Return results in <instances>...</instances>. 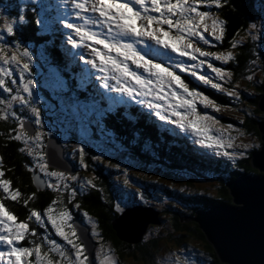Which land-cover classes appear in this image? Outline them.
Segmentation results:
<instances>
[{"label": "trees", "instance_id": "16d2710c", "mask_svg": "<svg viewBox=\"0 0 264 264\" xmlns=\"http://www.w3.org/2000/svg\"><path fill=\"white\" fill-rule=\"evenodd\" d=\"M256 1L258 0H220L218 7L214 4L215 10L220 13V21L224 22L222 26L226 32L220 40L214 39L217 42L211 44V52L230 51L233 53L226 64V68L232 72V76L229 80L223 82V88L232 90L237 87V84L242 92L236 96H230L222 90L205 85L206 83L199 82L198 85L201 89L203 87L202 92L215 103L238 108L241 118L237 122L245 127L248 133L252 134L250 136L260 135L257 121L262 113L258 110V100L261 95V87L264 85V77L259 76L257 79L253 75L249 79V75L258 72L259 69H262V66L264 70V33L258 35L259 39L253 38L251 34L254 31L249 28L251 22L257 19L258 9L256 6L258 5H255ZM12 2H15V4L9 7L10 11L17 16L20 13V6H17V0H12ZM187 3H193V0H187ZM48 7V10L53 11V13L48 12L51 21H48L49 26L52 24L48 31L39 32L40 25H38L37 15L33 10L27 8L24 22H19L14 27L13 33L9 34L8 37L12 42H19L20 44L28 42L39 44L50 41L47 49L52 57L56 59V62L61 64L65 54L71 58L70 52L64 46L65 44L61 43L63 38L70 33L61 28L65 25L63 22L64 17L61 16L60 18L59 13L51 6ZM201 7L205 9L206 4H202ZM155 15L158 14L155 13ZM144 54L147 58L152 59V52L148 48H146ZM78 66L77 61L73 64L72 69H76ZM68 76L70 77L69 74ZM82 78L83 74L77 72L64 84H69L72 92H74L75 89L77 90L76 86ZM242 81H247V84H240ZM195 84L197 83L191 81L189 85L191 88H196ZM93 96L96 98L98 105H104L106 108L103 109L104 115L97 122L90 120L89 117L87 122L90 123L84 129V133L95 134L96 138L99 139L102 130L105 132L108 126L115 125L116 129L119 130L116 139L118 143L122 142L124 145L121 150H130L131 152H128L132 153L134 157L143 160L142 165L145 169H141V171L149 177L129 176L131 178L138 177V182L136 186H128L124 183V179L120 177L125 176L121 174V168L114 166V163L104 166L101 161H94L92 159L94 151L84 149L83 156H81V153L69 155L66 151L64 152V156L74 165L75 170H79L78 177L81 181H75L72 188L68 190L62 187H56L54 190L48 187L39 188L33 177L35 173L32 171V167L35 166L34 161L25 152L21 151V143L12 138L14 137L12 132L15 126L9 119H0V154L4 159L7 175L30 198L27 205L16 207L15 210L21 215H26L27 209H42L52 199L56 198L61 207L73 208V205H79L75 209L77 213L74 216L79 217L83 223H85L82 216L83 211L93 217L98 223L101 236L105 242L111 244V247L121 259L130 258L146 264H155L160 248L171 241L178 245L183 244L185 248L192 247L190 252L195 249L197 252L200 250L202 254L197 255V258L208 264H226L218 259L215 249L209 244L205 234L191 217L194 216L197 209L208 208L209 204H234L233 197L226 186L228 180L237 178L242 174L251 177L262 175L258 169L252 167L250 160L252 152L245 153L246 156L234 161L235 163H231L228 156H219L213 148H207V157H200L201 154L199 153V155L195 151L196 148L193 149L194 145L199 146L197 141L190 144L185 136L181 137L175 131L168 132L164 128L161 130L158 126L160 124L153 125L154 120L146 116L144 109L135 108L132 115H128L131 118L130 120L124 114L126 112L122 110L126 108L125 106H122V109H117L114 106L108 108L109 101L102 93L96 92ZM115 110H118L120 114ZM102 118L104 119V125L99 126L98 124L102 122ZM134 120L137 121L134 122ZM70 128L73 127L69 126ZM134 140L136 143L133 142ZM252 149L253 147L250 150ZM81 160H83V163H81ZM155 162L163 164L164 170L162 171L159 168L160 165H155ZM183 171L190 174L186 175ZM89 172L92 173V177L89 176ZM89 179L92 180L94 186L87 183ZM212 181L217 184L218 194L216 195H211L208 190L197 187L199 182L210 183ZM31 194L33 195L31 196ZM144 196L149 198L148 204L158 205L155 200H162L163 203L159 204L163 207L160 208L159 205L156 207L160 211L159 223L150 224L140 242L127 243V241L118 237L113 227V220L123 210L116 209V203L120 201L124 203L127 200L134 206L141 204ZM13 205L15 206V204ZM162 224H165L164 230L160 232L163 235L152 237L145 242L144 237L148 230L157 228ZM44 225L46 227L42 226V229L45 232L55 230L51 222ZM88 227L90 226L88 225ZM191 239L195 242L199 241L203 245L197 243L195 247L190 242ZM95 242L98 243L96 240ZM37 243L41 245V254L48 252V258L53 261L58 258V253L53 254L51 252V248L41 233L35 239L30 238L28 234L25 236L24 247L34 248ZM33 255H35L34 252L30 254L28 259L32 260L35 257ZM87 256H89L87 263L90 264L91 256L88 253ZM94 262L93 251L92 263L94 264Z\"/></svg>", "mask_w": 264, "mask_h": 264}, {"label": "rangeland", "instance_id": "374dc122", "mask_svg": "<svg viewBox=\"0 0 264 264\" xmlns=\"http://www.w3.org/2000/svg\"><path fill=\"white\" fill-rule=\"evenodd\" d=\"M37 1L38 3H36ZM78 2H83V0H78ZM14 4L15 2L6 3V0H0V48L4 49L2 55L5 57H11V55L15 51L17 53V58H18V63L13 62L11 64H5L3 60L0 59V67H3L6 71L8 70L11 71L10 75H4V73L0 72V79H4L5 81V86L0 87V100H4L7 102L8 100L11 99V96L18 95V96H22L24 98V101H27V103H24L19 100L12 101L11 107L8 109L7 117L4 120L9 119L10 122L15 126V129L12 132L14 135V137H12L13 139H16L15 138L16 132L20 130L17 128V124H22L26 126L24 128V133L26 134V136L33 138V139H27L26 142L23 139L22 140L16 139V140L21 143V147H20L21 151L25 152V154L31 157V159L34 161L35 166L32 167L33 169L32 171H34L37 174L39 172L40 174L38 178H35V176L33 175L35 182H37L36 180H38L41 183V180L39 179L46 178V180H48L47 187L50 188L51 190H54L53 188L56 187H62L63 189H69V187L72 188L74 182L80 180V178L78 177L79 170L75 171L74 173H69L64 171L63 169L55 168L49 165L47 157L45 155V145L47 139L50 136L57 137L60 144L63 145L64 152L66 151L67 153H69V155H72L73 153H81V150L84 149H91L92 151H94V154L92 155L93 156L92 159L94 161H98V162L101 161V163H103L102 165L104 166L112 165L114 163V166H117L122 169L121 174H124L125 176H120V177H122L124 181L125 180L128 181L127 183L124 182L128 186H136L138 182L137 181L138 177L141 178L149 177L141 171V169H145V167L142 165V162H144L143 160L134 157L133 154L130 153L131 152L130 150H128L130 152L121 150V148H124V145L122 144V142L118 143L116 139L119 130L116 129L115 125H112V127L108 126L107 129H105L102 126L106 131L104 132V130H102L103 132L102 134H100L101 136L99 137V139L96 138L95 134L84 133V129H86L89 126L90 122L89 123L87 122V120H89V117L90 120L97 122L98 119L104 115L103 109H105L106 107H104V105H98L96 98L93 96V94L96 92L101 93L100 90H102V94L109 101V105H107L108 108L114 106L117 109H122V103L130 99L132 100L133 97L141 98L143 101L146 102L150 100L154 105V107L157 103L164 104L165 101L157 99L154 94L146 97L139 95L138 94L139 88L137 89V93H134L133 96H129L126 92L117 91L116 88L124 86L125 82H122L123 81L122 80L121 84L117 85L116 81L111 79L112 76L111 70H109L108 72L109 86L107 88L104 87V73L100 71L99 67H93V65L89 63V61H92L94 57L91 48L87 47L86 44L91 42H86L85 44L73 46L68 41L69 35H71L73 39L79 40V37L76 35L74 29L67 28L65 27V25L64 27L61 26L62 30L66 29L70 33L68 36L66 35L63 38V41L61 43L65 44L64 46H66V50L68 52L69 50H71L73 58H69L68 55L66 56L65 54L64 60H62V62L60 61L61 62L60 64L56 62V59L52 57L51 53L47 49L50 45V41L41 42L39 44H34L33 42L20 44L17 41H16L17 43H14L12 42V40L9 39L8 37L9 34L7 33L5 28L6 23H12L13 27H15L20 22L19 21L20 15H24V17L26 18L25 11L27 8L33 10L35 14L38 16V17L36 16V18L39 23L38 25H40V31H39L40 33H42L43 31H48L49 28L52 26V24L49 26V22L51 21L49 19L48 12L44 10L48 6L55 8L56 12L60 14V18L61 16H63L64 19H67L66 22L63 20L64 24L66 23H72L77 25L83 24L84 19L87 17L99 18V13L91 12L89 5L86 7L85 10L81 11L80 17H77L75 13L80 10L74 9L72 0H53V5L51 0H17V6H20L21 9L19 15L16 16L12 13V11H10L9 8ZM219 4H220V0H218V4H215V6L218 7ZM255 5H258L256 6V8L258 9L257 11L258 15H257V19L251 22V25H254V27L251 28L254 31V33L251 35L253 38L259 39L258 35H260V33L262 32L264 33V1L258 0L256 1ZM36 6L38 9H33ZM201 6L202 4L197 5L198 11H207L211 14V18L207 21L209 25H211L212 23V18L220 21V17H219L220 13H218L215 10L214 4H206L205 9H203ZM150 14L155 15L154 11L150 12ZM86 27L91 28L93 31L100 32L102 34V38L104 34L107 33V28L99 24H89L86 25ZM153 27H155V25H153ZM161 27L167 29V25H161ZM221 27L223 28V34L221 37H223L226 31L224 30V27L222 25ZM172 31L174 32V30ZM204 35L210 41V43L205 44L203 41L199 40L198 37H196V38H192L194 46L201 48L202 51L211 52L212 50L211 44L217 41L214 40L215 38L211 36L209 33H204ZM125 39L131 40L133 38L127 37ZM93 47H98L103 50L102 45L93 44ZM135 47L143 56H145L144 53L146 48H148L149 51H151V49H157L160 52L159 54L153 55L152 53V59H149L146 56L145 59L152 60L155 63H160L165 67L171 66L172 70L178 76H180V78L187 85L191 83H189V81H186L184 77H188V79L191 78L192 82L197 83L195 84L197 91L200 90V87H198L199 82H203V81L198 80L197 76L191 74L192 72H196L197 75L207 76L210 79H212L214 83H222L221 84L222 86H224L223 82L225 80H229L231 78L230 76L225 75V78L221 80L219 77L216 76V74L212 71V69L208 67V63H211L214 67H219L224 69L226 72L231 73L232 76V72L226 68V64L228 63V61L225 62L221 60H216L212 56L204 57L201 56L199 53H194L196 59H192L191 57L182 56L177 52H173L170 48L166 49L161 45H157L155 41L146 37L144 38V43L141 44L139 42H136ZM25 48L28 49L27 57L23 56V50ZM222 53L227 54L228 52L225 51ZM111 55H115V53H111ZM81 57H83V59H81ZM201 60H204L206 62L201 65L200 64ZM77 61L79 62V66L76 69H72L73 64ZM24 63L28 64V68L26 71L21 72V68L23 67ZM128 63H129V67L133 71L139 73L141 76L149 77V74L145 72L143 68L139 69L138 67H136V65L131 64L130 61ZM177 63H182L188 66V70H181L180 68L175 67ZM96 64L99 65L98 59H96ZM197 65L199 66L197 67ZM77 72L82 73L83 78L81 82L76 86L78 91L75 89V91L72 92L70 85L64 83L68 81L69 78L72 75H75ZM68 74L70 75V77L68 76ZM253 75L254 78L257 79L259 76L264 77L263 66L262 69H259L258 72H255L254 74L251 73L249 77H253ZM22 78H23V83H21ZM28 81L32 82L31 85L29 86L31 96H29V93L23 91V85L26 84ZM240 84L243 85L247 84V81H242L240 82ZM114 85L115 87H113ZM205 85L211 86L210 84H205ZM236 86L237 87H234L232 90L235 91L237 94L242 92V89L241 88L239 89L238 88L239 86L237 84ZM5 87L11 89V92L5 91L4 90ZM188 87L191 89L190 85H188ZM168 91H169L168 88L165 87V92ZM84 95L87 96L84 97ZM215 104L218 106V110L217 108L206 107L205 105L199 103V101H196V107L198 113L203 114L204 112H207L209 116L213 117V119L218 122L211 129L210 134L213 136L220 137L222 140L225 141L222 147H218L215 144L209 146L207 142L202 144L199 141L204 139V137L196 135V133L191 128L185 127L182 129L179 126H176L177 124L172 123L173 120H176L178 118L174 116L170 111L165 110L167 108V104H165V108L157 109L155 107L154 109L156 110L153 112V114L156 117H159L156 115L157 111H159L161 112L162 115L167 116L168 119L165 120V122L164 120H162V126L166 128L165 126L166 123V124H171V127L178 128V131H180L179 134L182 133V136H185L188 142H190V144H194L193 140L197 141L199 143V146L194 145L193 149L196 148L195 151L198 154L200 153L201 154V155L199 154L200 157L203 158L207 157V153H208L207 148L209 149L213 148L214 151L217 154H219V156L225 155L224 154L225 152L232 153L233 155L228 157L231 163H235L234 161L242 159L243 156H246L245 153L253 152L256 149H259L261 146L260 135L259 136L253 135L255 137L250 136L252 134L248 133L245 127L239 125V122L237 121L238 119L241 118V115H239L240 112L238 111V108L231 105H225L220 103H215ZM143 105H145L146 107L149 106V104H145V102H143ZM5 106L6 105H0V107H5ZM67 106L70 107L71 109H69ZM32 107H35L39 111V119H40L39 125L35 123L36 115L31 111ZM122 110L123 112H126L124 114L127 116V119L130 118L128 114L132 115V113L134 112V109H132V107L123 108ZM177 110L183 111V109H177ZM115 111L120 114L118 110ZM12 112H15L16 115L13 116L11 114ZM146 113L149 112L147 111ZM146 116L150 117V114H147ZM261 116L263 115L261 114ZM261 116L259 117L260 119L258 121L261 120L262 118ZM136 121L137 120H134V122ZM30 123L33 126L35 125L34 126L35 131L32 134L30 133V131L32 130V126L30 125ZM98 125L99 126L104 125L103 118H102V122ZM229 125H231L232 127L229 128L228 127ZM69 126L73 128L69 129ZM217 129H221V131L217 132ZM37 131H39L41 134L39 140L35 139V133ZM187 131L190 133H188ZM75 134L76 136H74ZM227 141H231L232 143L231 147L228 146ZM133 142L136 143L135 140ZM244 144H248L250 146L248 148H245L243 147ZM37 146L39 147L37 148ZM27 147L33 148L32 155L28 154ZM252 147L253 149L250 150ZM37 151L42 153V156L37 155L36 154ZM241 153H243V155H241ZM41 163L47 166L46 172L38 171L40 170L39 165ZM155 165H160L159 168H161L162 171L164 170L163 168H165L164 165L161 163L158 164L157 162H155ZM35 167L38 170H36ZM53 171L63 173V177H55L50 175V173ZM184 173L186 175L190 174L186 172ZM132 175H137L138 177L136 178L129 177ZM72 176H75L76 179L75 180L71 179L70 177ZM89 176L92 177L91 172H89ZM58 180L59 183H57ZM72 181L73 184H71ZM49 185H52V187H49ZM65 185H67V187H65ZM182 187L183 186H181V188ZM197 187H201L204 188V190H208V192L211 195L218 194L217 184L214 181L210 183L199 182L197 184ZM148 199L149 198L144 196L143 202L141 204L148 205ZM155 203L158 204L160 208L163 207L160 205L163 203L162 200H155ZM116 205H117L116 209L121 210L124 209L125 206L128 207V206H132L133 204L126 200L124 201V203L123 201L117 202ZM150 205L155 206L156 211L158 210L156 208L158 207V205H154L152 203H150ZM78 206L79 205L77 206L75 205V209L78 208ZM64 210H66L69 213V215L72 217V219L68 221V223L72 224V221L74 219V214L77 212H75V210L73 211L71 209H66V207ZM85 213L86 212L83 211V215H82L83 220L86 224L90 226L89 227L90 234L98 242L97 246L94 248V258H95L94 264H104L105 256L112 257L113 260L117 262V264H146L143 263L142 261H134L130 258H126L125 260L121 259L120 256L111 247V244L105 242L104 238L101 236L99 232L100 230L98 223L89 214L85 216L84 215ZM88 217H91L92 223L89 222ZM93 224L95 225V227H93ZM162 225L160 226L158 225L159 227L157 228H150L144 237L145 242H147L152 237L155 236L158 237L160 235H163L160 232L164 230L165 224ZM64 230L65 232L70 231V229H68L66 226L64 227ZM53 241L60 244L62 248L66 250V252L69 253L73 251L71 246L68 245L67 242L61 236H59V238H53ZM46 242L48 244V241ZM190 242L195 247L197 243L203 245L199 241L195 242L192 239L190 240ZM48 246L51 248V245L48 244ZM191 248L192 247L185 248L183 247V244L178 245L170 241L160 248L156 257L157 260L155 264H208L207 262L199 260L197 258V255L202 254L200 250L199 252H197L195 249L194 251L192 250V252H190ZM52 253L54 254V252ZM41 255L43 256V254ZM84 255L87 256V252H85ZM58 259L61 260V264H66L63 258L58 256L56 260ZM70 259H75L74 254L70 256ZM85 264H88L87 261L85 262Z\"/></svg>", "mask_w": 264, "mask_h": 264}, {"label": "snow or ice", "instance_id": "6c2138e0", "mask_svg": "<svg viewBox=\"0 0 264 264\" xmlns=\"http://www.w3.org/2000/svg\"><path fill=\"white\" fill-rule=\"evenodd\" d=\"M74 9H79L75 15L80 17L81 11L85 10L90 5V11L93 13H99V18L87 17L84 19L83 24L66 23L65 27L74 29L79 40L73 39L71 35L68 36V41L73 46L86 44L91 48L94 59L89 61L93 67H99L100 71L104 73V87H108V72L111 70V79L116 81L117 85L121 84L123 80L124 86L116 88L117 91L126 92L129 96H133L137 93L139 88V95L149 96L155 95L159 100L165 101L167 108L165 110L170 111L178 119L173 120L172 123L179 125L180 128H191L196 135L204 137L200 140V143H208L209 146L213 144L218 147H222L225 143L220 137L210 134L211 129L214 127L217 121L213 117L209 116L207 112L203 114L197 112L196 101L205 105L206 107L217 108L218 106L206 95L197 91L196 88H189L187 84L178 76L171 68L165 67L160 63H155L152 60L145 59V56L136 49L135 43H144V38H149L157 45H161L164 48H170L173 52H177L182 56H188L192 59H196L194 53H199L201 56H212L216 60L228 61L233 53L228 52L216 53L202 51L201 48L195 47L192 38L198 37L199 40L205 44L210 41L205 37L204 33H209L216 40H220L223 34V28L221 25L224 23L222 20L218 21L212 18V23L209 25L207 21L211 18V14L207 11H198L197 5L199 4H218V0H193V3H187V0H72ZM150 5V7H149ZM154 11L158 15H152L150 12ZM25 20L24 15L19 16L20 23ZM89 24H99L107 28V33L102 34L98 31H93L91 28L86 27ZM155 25V27H153ZM161 25H167V29L161 27ZM254 25H249V28H253ZM5 28L8 34H12L14 27L12 23H6ZM174 30V32L172 31ZM131 37L133 39H125ZM95 45H102L103 50ZM4 49L0 48V59L5 64H11L13 62L18 63L17 53L14 51L11 57H5L2 55ZM153 55L159 54L157 49H151ZM115 53V55H111ZM23 56H28V49L23 50ZM83 59V57H81ZM96 59L99 60V65L96 64ZM136 65L138 68H143L145 72L149 74V77L141 76L139 73L133 71L129 67V63ZM206 61L201 60L200 64H204ZM199 65H197L198 67ZM175 67L181 70H188V66L177 63ZM208 67L219 77L221 80L225 78V75L231 76V73L226 72L224 69L214 67L211 63H208ZM28 64L24 63L21 68V72L26 71ZM0 72L4 75H10L11 71H6L3 67H0ZM197 76L198 80L203 81L206 84H210L213 88L222 90L230 96H236L237 93L233 90L225 89L219 83H214L212 79L207 76L197 75L196 72L191 73ZM251 79V77H249ZM23 83V78L21 79ZM31 81H28L23 85V91L29 93L31 96L29 86ZM5 86L4 79H0V87ZM165 86L168 88V92H165ZM115 87V85L113 86ZM5 91L11 92V89L5 87ZM135 98V97H133ZM24 101L22 96L13 95L7 102L0 100V105H6L0 107V119L7 117L8 109L11 107L12 101ZM143 102V101H141ZM149 106L152 102L148 101ZM165 104L157 103L155 107L157 109L165 108ZM177 109H183L179 111ZM31 111L36 115L35 123L40 124L39 111L32 107ZM15 116V112L11 113ZM157 116L161 120H167L168 117L162 115L157 111ZM26 126L17 124V128L20 129L16 132L15 138L17 140L33 139L26 136L24 128ZM229 128L232 126L229 125ZM221 129H217L220 132ZM40 132L35 133V139L39 140ZM228 146L231 147V141H227ZM250 145L244 144L243 147L248 148ZM39 146H37L38 148ZM27 152L32 155L33 148L27 147ZM37 155L42 156V153L37 151ZM227 156L233 155L232 153L225 152ZM243 155V153H241ZM81 156H83V150H81ZM83 163V160H81ZM41 171L46 172L47 166L43 163L39 165ZM3 172L0 171V176ZM50 175L55 177H63V173L51 172ZM71 179L75 180L76 177L72 176ZM128 181L125 180V183ZM59 183V180L57 181ZM89 185H92V180L87 181ZM10 181L7 179H0V188L4 193H7L13 201H16L20 196L18 190L10 191ZM94 186V185H92ZM52 187V185H49ZM67 187V185H65ZM71 195V193H70ZM27 205L28 200L24 201ZM57 203L53 200L52 204ZM43 214L47 215V219L56 230V233L61 236L68 245L72 248V253L66 252L64 248L53 240H48V244L51 245V251L58 253L59 257L63 258L66 264H85L88 259L84 253L86 252V245L77 239V230L73 224L68 223L72 217L66 210H61L57 216L52 214L51 206L43 210ZM85 216L88 214L85 213ZM35 217V220L43 226L42 215L35 209L30 211V217ZM89 222L92 223L91 217H88ZM17 218L10 211H6L3 204H0V225L3 226V230H0V243L8 246L9 251H0V258H8V264H13L12 258H14V264H22V257L24 258L23 264H32L27 260V257L35 253V264H61V260L53 261L48 259V252L41 255V245L35 244V247H16L13 246L14 242L20 241L24 238L25 234L29 231L28 225L24 221L16 222ZM11 222V223H10ZM70 229L69 232H65L64 227ZM93 227L95 225L93 224ZM33 233L34 229L31 230ZM5 232L7 234H5ZM76 241V242H74ZM74 254L75 259H70V256ZM83 256V258H82ZM104 264H117L110 256H105Z\"/></svg>", "mask_w": 264, "mask_h": 264}, {"label": "water", "instance_id": "95a60500", "mask_svg": "<svg viewBox=\"0 0 264 264\" xmlns=\"http://www.w3.org/2000/svg\"><path fill=\"white\" fill-rule=\"evenodd\" d=\"M258 110L263 114L257 123L261 146L252 152L250 160L252 167L263 175L251 177L242 174L228 180L226 186L234 204H213L205 210H196L191 217L215 249L218 259L226 264H264V85L261 87ZM30 125L32 134L35 129L31 123ZM45 155L50 166L75 172L74 165L64 156L63 145L57 137L50 136L47 139ZM35 174V178L40 176L39 173ZM39 180L42 183L36 180L37 186L43 188L44 182ZM159 213V210L156 211L149 204L129 206L113 220V227L120 239L138 243L150 224L159 223ZM73 226L79 240L86 245V252L91 256L96 242L88 225L76 218Z\"/></svg>", "mask_w": 264, "mask_h": 264}, {"label": "flooded vegetation", "instance_id": "af4514ba", "mask_svg": "<svg viewBox=\"0 0 264 264\" xmlns=\"http://www.w3.org/2000/svg\"><path fill=\"white\" fill-rule=\"evenodd\" d=\"M36 170H38L36 168ZM0 171L3 172V175L0 176V179H7L10 181V191L15 189V190H18L20 192V196L17 198L16 201H13L10 196L7 194V193H4L3 192V189L0 188V204H3L4 205V208L6 211H10L13 215L16 216L17 220L16 222H20V221H24L27 223L28 225V229L30 232H32L31 230L34 229L35 231H38V232H42L43 229H42V226L40 223H37L35 221V217H30V211L33 210V208L31 210H26V215H21L18 213L17 210H15L16 207H22V206H25V203L24 201L27 199V200H30V198H28V196H26V194L20 189L19 186H17L16 184L13 183L12 179L10 178L9 175H7V171H6V165H5V162H4V159L2 157V155L0 154ZM38 171H41V170H38ZM72 183V182H71ZM50 189V188H49ZM54 189V188H53ZM33 194H31L32 196ZM30 196V197H31ZM52 200H56L57 199H52ZM15 204V206L13 205ZM17 205V206H16ZM48 206H45L43 207L42 209H35L36 211L37 210H40V211H43L45 208H47ZM65 207H56L55 210H56V213L58 214L61 210H64ZM66 209H71V210H75V205H73V208L70 207V208H67L66 206ZM11 223V222H10ZM0 230H3V226L0 225ZM6 233V232H5ZM20 245L22 244V241H20L19 243ZM0 246H5V244L3 243H0ZM0 250H3L0 248ZM0 264H4L3 263V260L0 259Z\"/></svg>", "mask_w": 264, "mask_h": 264}, {"label": "bare ground", "instance_id": "6f19581e", "mask_svg": "<svg viewBox=\"0 0 264 264\" xmlns=\"http://www.w3.org/2000/svg\"><path fill=\"white\" fill-rule=\"evenodd\" d=\"M16 189V188H15ZM174 190V189H173ZM220 200V199H219ZM128 243V242H127Z\"/></svg>", "mask_w": 264, "mask_h": 264}]
</instances>
